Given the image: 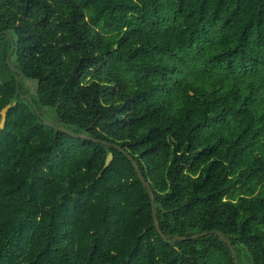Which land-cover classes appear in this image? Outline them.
Here are the masks:
<instances>
[{
    "label": "trees",
    "instance_id": "trees-1",
    "mask_svg": "<svg viewBox=\"0 0 264 264\" xmlns=\"http://www.w3.org/2000/svg\"><path fill=\"white\" fill-rule=\"evenodd\" d=\"M14 101L0 264H264V0H0Z\"/></svg>",
    "mask_w": 264,
    "mask_h": 264
},
{
    "label": "water",
    "instance_id": "water-1",
    "mask_svg": "<svg viewBox=\"0 0 264 264\" xmlns=\"http://www.w3.org/2000/svg\"><path fill=\"white\" fill-rule=\"evenodd\" d=\"M6 35H8V33H6ZM11 44H12V49H11V52L8 54V57L6 59V62L8 65H10V57L13 55V53L15 52V43L13 42V40L11 39ZM26 75L25 74H21L20 75V78L17 80V86L19 85L20 81L22 79H25ZM33 103V102H32ZM17 104L16 101H14L12 104L8 103L7 105H5L1 111H0V115H1V119H0V130H3L5 128V124H6V120H7V114H8V111L10 110V108L12 106H15ZM38 115L41 117V119H43L45 121V123H47L48 125H50V127H54L55 128V125L53 123H51L50 121L46 120L43 118L42 114L40 113V111L36 108V106L34 105ZM61 131L71 135V136H74V137H77V138H82V139H88L92 142H95V143H101V144H105L107 145L108 143L106 142H102V141H99V140H95L87 135H79V134H75V133H72L68 130H65L63 128H60ZM115 149L121 151L123 154H125L130 160H132V162L134 163L136 169H137V172L139 174V177L140 179L144 182V184L146 185V187L149 189L150 193H151V196H152V199H153V211H154V219H155V224H156V228L158 229V232L159 234L161 235V237L164 239V240H167V239H170V238H174L178 241H186L188 240V238H185V237H178V236H174V237H169V236H165L162 234V231H161V228H160V220H159V217H158V211H157V198H156V195L152 189V187L150 186V184L147 182L146 178L144 177L142 171H141V168L140 166L138 165V162L136 161V159L132 156V155H129L125 150H123L121 147L119 146H114ZM114 161V154L112 152H110L108 154V157H107V160H106V163L104 165V171L107 170L111 164L113 163ZM216 234H218L217 231H215ZM209 234V231H206V232H202V234L200 235H197L195 237H192L190 238L191 240H196V239H199L201 237H204L206 235ZM221 237L222 240H224L228 245L229 247L231 248V251H232V256L235 260V263L236 264H240L239 262V259H237L236 255H235V251H234V248L232 247V245L221 235H219Z\"/></svg>",
    "mask_w": 264,
    "mask_h": 264
},
{
    "label": "rangeland",
    "instance_id": "rangeland-1",
    "mask_svg": "<svg viewBox=\"0 0 264 264\" xmlns=\"http://www.w3.org/2000/svg\"><path fill=\"white\" fill-rule=\"evenodd\" d=\"M26 83H27V86L28 87H30V88H34V86H36L37 84H35V82L34 81H31V80H27L26 81ZM47 117H48V119H50V120H53V116H49V115H47Z\"/></svg>",
    "mask_w": 264,
    "mask_h": 264
}]
</instances>
